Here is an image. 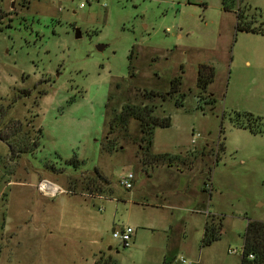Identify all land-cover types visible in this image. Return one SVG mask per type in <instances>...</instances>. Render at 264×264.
I'll list each match as a JSON object with an SVG mask.
<instances>
[{
    "label": "rangeland",
    "instance_id": "1",
    "mask_svg": "<svg viewBox=\"0 0 264 264\" xmlns=\"http://www.w3.org/2000/svg\"><path fill=\"white\" fill-rule=\"evenodd\" d=\"M28 2L4 0L0 20V264H198L200 254L201 264L240 263L248 222H264V132L236 124L250 113L264 131V34L236 31L222 0ZM238 6L264 30V0ZM132 50L136 87L168 92L182 75L183 105L156 101L171 125L154 130L151 153L169 158L152 167L136 119L105 150ZM203 64L216 70L215 104L199 98ZM39 128L34 152L9 153L6 144L31 142ZM96 170L107 181L93 182ZM128 172L131 190L120 183ZM42 181L58 194L44 195ZM209 216L223 218L222 237L203 248ZM125 227L127 248L113 238Z\"/></svg>",
    "mask_w": 264,
    "mask_h": 264
},
{
    "label": "trees",
    "instance_id": "2",
    "mask_svg": "<svg viewBox=\"0 0 264 264\" xmlns=\"http://www.w3.org/2000/svg\"><path fill=\"white\" fill-rule=\"evenodd\" d=\"M4 0H0V20H2L6 14L3 10L2 3ZM28 3V0H22ZM241 0H222L223 10L225 12H237L236 18V31L253 32L264 34L263 29H259L252 26L253 21H247L245 15L240 13V8L238 3ZM245 9V8H244ZM243 11V10H242ZM137 58L135 51L132 50L129 56V78L127 83L129 86L124 88V83L115 84V90L117 91L116 97H118V91L122 93L121 99L123 103L114 106L112 114H108L109 120V131L108 137L106 138L105 150L111 153L116 149V141L111 138L118 128H122L126 131L129 121L133 118L138 120L141 130V150L143 158L142 163L144 166H157L159 163L163 162L167 155L156 156L150 151L153 133L156 128H166L171 125V118L169 116L160 117L156 114V101H166L168 99H175V104L177 107L183 105V100L185 95L181 93V87L183 84L182 75H178L171 80L170 90L168 92L160 90H147L136 87L134 81H136L137 73L133 63V60ZM183 72V67H181ZM216 78V70L213 66L203 64L200 65L197 72V87L199 90V98L201 101H206L210 104H215V99L212 94H208V87L214 82ZM133 96H130V94ZM113 97V96H112ZM112 97H108V102L106 105V111L109 108V102ZM6 109L3 105H0V124L4 121V116ZM240 116V114H238ZM245 118L243 123L237 122V126L242 129L249 130L251 133L259 134L264 131L260 129L261 119L254 117L250 113L242 114ZM42 137V129L34 130V139L31 142L20 143L16 145L6 144L9 149V153L17 157L25 153H32L35 149L40 146V138ZM220 150L224 149L223 143L219 146ZM139 154V153H138ZM1 158V155H0ZM95 178H92L93 182L98 183L100 181H107L98 170L94 172ZM107 183V182H106ZM216 219L218 220L216 222ZM223 230V218H217L215 216H209L206 223L204 234L201 240V247H210L215 242L219 241L222 237ZM253 259H250V256ZM94 264H120L118 260L114 257L107 256L101 257L99 261ZM164 264H169L166 260ZM240 264H264V222L263 221H249L243 235V251L241 256Z\"/></svg>",
    "mask_w": 264,
    "mask_h": 264
},
{
    "label": "built area",
    "instance_id": "3",
    "mask_svg": "<svg viewBox=\"0 0 264 264\" xmlns=\"http://www.w3.org/2000/svg\"><path fill=\"white\" fill-rule=\"evenodd\" d=\"M83 4H81L82 6ZM199 134H193V140L192 143H195L196 139L199 138ZM133 181H134V174L132 172H128L125 174L122 179H121V185L126 189V190H131L133 188ZM40 191L46 195V196H55L58 194L59 189L51 184L48 181H42L39 185ZM133 229L131 227H125L121 229L120 231H115L113 233V238L117 239L124 247H129L132 241V235H133ZM228 252L230 253H236L235 250H229ZM254 257L251 255L250 259H253ZM179 263L181 264H192V262L181 258L178 260Z\"/></svg>",
    "mask_w": 264,
    "mask_h": 264
},
{
    "label": "crops",
    "instance_id": "4",
    "mask_svg": "<svg viewBox=\"0 0 264 264\" xmlns=\"http://www.w3.org/2000/svg\"><path fill=\"white\" fill-rule=\"evenodd\" d=\"M170 166H171V165H170ZM170 166H169V167H170ZM169 167H168V168H169ZM203 255H204V254H200V258H202ZM200 258H199V261H197L198 264H201V259H200ZM240 261H241V260H240ZM238 264H240V263H238Z\"/></svg>",
    "mask_w": 264,
    "mask_h": 264
},
{
    "label": "water",
    "instance_id": "5",
    "mask_svg": "<svg viewBox=\"0 0 264 264\" xmlns=\"http://www.w3.org/2000/svg\"><path fill=\"white\" fill-rule=\"evenodd\" d=\"M104 46H98V49L101 50ZM109 250H111V247H109Z\"/></svg>",
    "mask_w": 264,
    "mask_h": 264
}]
</instances>
